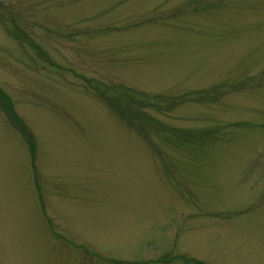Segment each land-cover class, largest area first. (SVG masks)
<instances>
[{
  "label": "rangeland",
  "instance_id": "obj_1",
  "mask_svg": "<svg viewBox=\"0 0 264 264\" xmlns=\"http://www.w3.org/2000/svg\"><path fill=\"white\" fill-rule=\"evenodd\" d=\"M0 264H264V0H0Z\"/></svg>",
  "mask_w": 264,
  "mask_h": 264
}]
</instances>
